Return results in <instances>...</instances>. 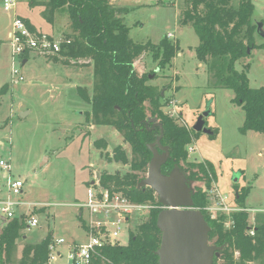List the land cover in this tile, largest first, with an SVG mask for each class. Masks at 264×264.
<instances>
[{
	"label": "rangeland",
	"instance_id": "374dc122",
	"mask_svg": "<svg viewBox=\"0 0 264 264\" xmlns=\"http://www.w3.org/2000/svg\"><path fill=\"white\" fill-rule=\"evenodd\" d=\"M47 1L17 0L12 11H4L0 0V87L8 86L0 98V160L10 164L9 171L0 167V192L6 195L8 176L20 179L23 188L17 198L42 204L44 208L34 213L38 224L26 228L23 236L16 240L11 260L6 264H17L23 246L40 242L48 233H52L54 239H64L59 245L63 254L59 262L64 263L67 245L84 242L87 238L82 227L86 211L76 204L84 201L95 172L119 171L123 174L129 169L128 165L108 159L117 145L130 154V146L123 142L121 133L113 126L85 119L90 106L81 93L91 95L94 82L92 65L87 59L64 62L62 58L56 61L30 52L25 64L15 63L23 80L16 83L11 80L7 33L14 15L27 19L41 32L56 36L72 33L67 11H51ZM111 2L125 10L120 17L132 41L156 44L167 35L178 43L179 52L164 69L158 71L149 54L136 59L135 68L152 76L148 77L147 84L160 90V94L163 92L161 102L164 99L167 104L162 108L164 112L174 109L179 115L178 123L192 131V141L187 146L188 160L206 163L214 175L212 184L226 205L248 209V224L263 225L264 214L255 215L253 210L264 209V134L239 131L244 111L233 101L234 93L219 87L205 64L197 60L195 47L199 38L192 24L183 22L184 11L191 0ZM238 2L231 0L234 5ZM252 2L251 20L254 24L261 22L264 33V0ZM254 43L256 46L248 55L235 63L238 71L248 66L245 73L250 88L264 87V37L256 29ZM206 110L209 114L204 117V127L212 130L211 135L192 129L197 117ZM96 140L105 141L106 147L96 146ZM190 147L193 151L188 152ZM177 166L187 178L189 171L185 170H197L195 165L190 169L184 163ZM190 181L193 192L196 187L203 189L205 186L203 181ZM245 190L246 196L237 201L235 193ZM33 207L21 205L17 211L30 212ZM139 216H131L130 231H135L136 225L147 218V215ZM5 221L0 215V230ZM225 226H230L229 220L225 221ZM126 242L127 234L123 233L121 243Z\"/></svg>",
	"mask_w": 264,
	"mask_h": 264
},
{
	"label": "trees",
	"instance_id": "16d2710c",
	"mask_svg": "<svg viewBox=\"0 0 264 264\" xmlns=\"http://www.w3.org/2000/svg\"><path fill=\"white\" fill-rule=\"evenodd\" d=\"M51 11L65 9L69 16L71 37L69 44H62L59 56H50L56 61L60 58H85L92 65V94H82L90 110L85 119L94 124L110 125L119 131L123 142L130 146V154L121 145L113 148L110 161L128 165L125 173L101 172L99 183L111 192H121L137 203L159 205L153 190L138 188V182L145 176L151 153L148 143L154 142L160 133V127L149 122L155 118L162 126L161 144L169 147V158L162 165L161 171L168 173L175 165L184 163L190 169L185 170L188 179L203 181L205 186L196 187L192 198L194 207L201 210L210 226L209 241L215 245L225 244L221 254L237 249L242 258L253 250H258L259 238L264 233V224L255 226V236L248 234V213L245 210L229 215L220 213L211 218L206 207L211 204L208 191L214 175L211 168L203 162L189 161L187 146L192 141L193 133L185 125L178 123V117L170 116L162 109L167 105L162 101L160 90L147 84L148 74L138 72L134 62L149 54L159 70L171 64L179 52L177 42L164 35L156 44L138 43L129 37V29L120 15L125 11L116 7L111 0H48ZM254 11L252 0H191V5L184 11L183 22H190L199 38L195 47V56L205 64L208 73L217 81L219 87L232 90L233 101L242 107L244 120L239 127L241 133L254 131L264 134V87L250 88L244 66L242 71L235 67L236 61L248 55L252 49L256 24L251 20ZM22 18V17H21ZM27 26L34 30L29 21L23 18ZM28 53H25L27 57ZM8 86L0 87V98L7 92ZM80 90V88H78ZM81 92V90H80ZM147 111L151 113L148 114ZM98 147H106V142L94 141ZM184 172V171H183ZM244 193L236 192L235 199L240 201ZM34 208L32 213L43 211ZM159 208L150 209L145 220L136 225L135 231L129 232L125 244L106 246L101 250L103 257H95L90 264H158L154 251L160 243V232L156 226ZM28 215L21 213L7 219L0 230V264L9 263L16 240L23 236L27 228ZM231 221L226 228L225 221ZM53 242L52 233L37 243H27L21 250L17 264H44L49 257V246ZM231 264L229 257L226 263Z\"/></svg>",
	"mask_w": 264,
	"mask_h": 264
},
{
	"label": "built area",
	"instance_id": "2783aa9c",
	"mask_svg": "<svg viewBox=\"0 0 264 264\" xmlns=\"http://www.w3.org/2000/svg\"><path fill=\"white\" fill-rule=\"evenodd\" d=\"M1 3L4 11H12L16 7L17 0H1ZM7 39L11 50V80L13 83L23 80V76L16 68L15 63L18 61L23 65L24 59L26 63L25 53L35 52L46 57L59 56L62 44L71 42V37H57L46 32L31 30L24 19L18 15H14L12 18ZM168 114L178 117L174 109H171ZM191 151H193V147L188 148V152ZM0 167L6 171L10 170V164L3 160H0ZM93 181L94 183L87 187L84 201L76 204L79 209L86 211L87 216L82 219V227L87 236L86 240L81 243L68 244L65 262L60 263L59 259L63 258V254L59 250V245L64 243V239L53 238V242L49 246L48 260L44 264H90L95 257H103L101 250L104 247L122 244L121 236L123 233L127 234L128 239L132 215L146 216L152 208L162 209L160 204L137 203L121 192H111L100 185L99 178L94 177ZM5 187L7 193L0 197V215H3L4 219L7 220L24 213L28 215L27 228L36 226L38 219L32 210L38 207L36 205L42 208V204H31L17 198L21 195L23 188V181L20 179H13L8 176ZM208 193L211 199H214L212 201L215 202L214 205L210 204L206 207L211 218H215V215L220 213L229 215L232 212L243 210L240 207L227 206L225 199L218 194L213 184ZM21 205H33L34 207L30 212H18L17 209ZM79 215L82 217V212ZM229 222L231 224V221ZM249 233H253L252 228H249Z\"/></svg>",
	"mask_w": 264,
	"mask_h": 264
},
{
	"label": "water",
	"instance_id": "95a60500",
	"mask_svg": "<svg viewBox=\"0 0 264 264\" xmlns=\"http://www.w3.org/2000/svg\"><path fill=\"white\" fill-rule=\"evenodd\" d=\"M261 28L262 23H256L257 32L264 37ZM249 50L247 48V53ZM208 114L209 110H206L197 117L192 126L194 131L213 134L212 130L204 127V117ZM149 122L153 123V127L158 125L160 133L154 142L147 144L151 157L146 174L137 187L152 189L162 205L156 217L160 243L154 254L158 257V264H212L214 256H218L223 245L217 246L209 241L210 226L201 210L194 207L191 181L184 172L177 165L168 173L161 171L162 165L169 158V147L160 142L163 131L161 124L155 118L149 119ZM95 178H99L98 173Z\"/></svg>",
	"mask_w": 264,
	"mask_h": 264
},
{
	"label": "flooded vegetation",
	"instance_id": "af4514ba",
	"mask_svg": "<svg viewBox=\"0 0 264 264\" xmlns=\"http://www.w3.org/2000/svg\"><path fill=\"white\" fill-rule=\"evenodd\" d=\"M242 209L248 212V209ZM253 212L255 215L264 214V209L253 210ZM248 226L249 228L253 229V233L251 234L249 233L248 228V234L250 235L249 237L252 238L256 234L255 226L254 224H249ZM259 238H261L262 243L260 246H258L259 249L248 253L245 258H242L239 250L237 249L229 250L227 254H221L222 250L225 248V244H223V248L219 251L218 256H214L212 264H225L227 256L229 257L231 264H264V233Z\"/></svg>",
	"mask_w": 264,
	"mask_h": 264
},
{
	"label": "crops",
	"instance_id": "0c3cea01",
	"mask_svg": "<svg viewBox=\"0 0 264 264\" xmlns=\"http://www.w3.org/2000/svg\"><path fill=\"white\" fill-rule=\"evenodd\" d=\"M112 1H114V0H112ZM31 25V24H30ZM34 30H36V29H34ZM36 31H39V30H36ZM46 33H48V32H46ZM49 34H51V33H49ZM52 35H54V34H52ZM54 36H56V35H54ZM58 37V36H57ZM94 177H96V172H95V174H94ZM93 177V178H94ZM92 181H93V179H92ZM90 184H91V182H90ZM4 195L3 194H1V192H0V197H3Z\"/></svg>",
	"mask_w": 264,
	"mask_h": 264
}]
</instances>
